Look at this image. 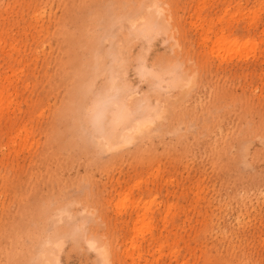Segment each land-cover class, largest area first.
<instances>
[{
  "label": "rangeland",
  "instance_id": "374dc122",
  "mask_svg": "<svg viewBox=\"0 0 264 264\" xmlns=\"http://www.w3.org/2000/svg\"><path fill=\"white\" fill-rule=\"evenodd\" d=\"M155 1L168 30L133 36L124 71L166 111L106 150L111 41L152 0H0V264H104L86 239L107 264H264V0ZM141 59L191 80L156 95Z\"/></svg>",
  "mask_w": 264,
  "mask_h": 264
},
{
  "label": "bare ground",
  "instance_id": "6f19581e",
  "mask_svg": "<svg viewBox=\"0 0 264 264\" xmlns=\"http://www.w3.org/2000/svg\"><path fill=\"white\" fill-rule=\"evenodd\" d=\"M147 10V15L142 17V21L139 24H134V15H125L123 17L122 20L128 24L126 26L127 33L124 36H113L110 48L113 56L111 57L114 59L115 54H117V59L114 60H116V64L123 71L120 75H111L109 78V89L95 97L91 108V117L95 130L94 138L97 140L98 145L106 148V150L117 149L128 144L135 137L151 132L156 127L154 122H158L166 111L164 105L158 100L155 101V104L149 103L147 94H140L136 92L137 90L131 91V86L125 78L124 69L133 36L134 38L142 37L147 43H150L153 42L157 35L165 34L168 30L169 20L166 18L164 10L158 1L152 0ZM169 39L176 43L172 36ZM136 70L140 79H142L141 77L144 80L151 79L152 92L163 97H166L167 93L180 85H187L191 80V76L186 74L180 63H176L168 69L154 70L147 67L144 59H141V63ZM124 73L125 75H123ZM150 112H153L152 116H149ZM63 212L59 210L58 215H63ZM93 241L97 243L94 239H86L88 246ZM53 246L60 247V241L58 239L57 241L47 239L44 242L42 250L44 258H50ZM99 246L103 248L102 245ZM96 252L103 257L104 264H107L104 259V248L102 254L98 251ZM53 262L55 264L58 263L56 259Z\"/></svg>",
  "mask_w": 264,
  "mask_h": 264
},
{
  "label": "snow or ice",
  "instance_id": "6c2138e0",
  "mask_svg": "<svg viewBox=\"0 0 264 264\" xmlns=\"http://www.w3.org/2000/svg\"><path fill=\"white\" fill-rule=\"evenodd\" d=\"M89 246L91 247V248H93L94 250H96V251H98L99 253H103V248H101L99 245H98V243H96V242H90V244H89Z\"/></svg>",
  "mask_w": 264,
  "mask_h": 264
}]
</instances>
